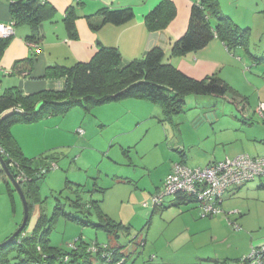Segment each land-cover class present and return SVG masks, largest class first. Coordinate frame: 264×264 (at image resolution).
<instances>
[{
  "label": "rangeland",
  "instance_id": "1",
  "mask_svg": "<svg viewBox=\"0 0 264 264\" xmlns=\"http://www.w3.org/2000/svg\"><path fill=\"white\" fill-rule=\"evenodd\" d=\"M254 26L250 50L255 57L264 59L263 24L254 23ZM250 67L248 77L264 87V62L257 66L250 63ZM243 87L232 88L256 108L258 96L250 88ZM234 106L224 98L190 96L183 114L174 117L172 122L161 123L163 114L159 106H152L155 110L138 109L121 101L98 106L89 113L77 107L64 116L52 117L53 120L46 124H40L45 120L39 122L41 126L36 130H18L25 154L34 160L35 167L43 166L42 162L57 165V169L50 170L42 180L40 178L38 186L32 187L33 194L27 198L31 207L30 220L23 239L34 236L39 219L45 216L51 226L46 238L52 246L83 253V248L88 252L93 246L108 244L114 250L122 248L123 253L114 251L117 263L125 258V264L231 263L248 256L253 248L263 247L264 205L260 200L257 202L259 197L254 193H250L248 200H239L243 206H251L255 213L244 222L243 217L232 215L234 207H224L223 215L204 218L195 202L177 205L174 196L165 198L162 208L152 206L154 184L163 180L172 156L180 159L178 151L181 148L177 149L180 146L176 140L182 134L187 140L193 138L190 120L195 113L217 114L222 121L213 128L227 127L229 134L245 139V133L249 131L243 124L245 120L238 113L236 121L227 117ZM253 125L264 126V123L256 116ZM235 126L240 130L237 131ZM16 127L22 126H13ZM206 131L204 128L203 132ZM216 135L209 141L188 147L185 154L195 160L197 156L201 157L200 164L208 158L213 161ZM260 181L245 185L244 190ZM68 182L84 186L85 191L76 194L77 188ZM23 187L29 191L30 186ZM78 198L80 207L75 206ZM13 199L15 206H12L8 187L0 177V244L20 228L24 219L23 201L17 192ZM97 202L111 222L121 225L113 236L77 221L99 224ZM57 208L60 211L56 213ZM24 233H20V238ZM37 246L39 251L43 250L41 244ZM6 253L9 264H26L21 262L23 258L17 248Z\"/></svg>",
  "mask_w": 264,
  "mask_h": 264
},
{
  "label": "trees",
  "instance_id": "2",
  "mask_svg": "<svg viewBox=\"0 0 264 264\" xmlns=\"http://www.w3.org/2000/svg\"><path fill=\"white\" fill-rule=\"evenodd\" d=\"M74 1L79 5L80 0ZM47 10V3L39 0H22L11 3L10 12L14 29L16 26L30 25L34 32L38 31ZM75 10V7H70L65 18L70 36L73 38H77L75 21L78 16ZM176 12L173 2L164 0L146 16V26L150 31H161L169 26L176 16ZM97 14L102 17V24L116 26L132 21L135 16L131 8H103ZM91 18L92 16L88 17L89 20ZM212 19L216 20L215 25H213ZM90 25L94 30L98 28L93 23ZM215 37L224 42L230 50L242 48L252 56L256 63L264 62V59H259L251 54L250 29L240 28L230 17L225 16L221 11L220 0H198L194 4L188 30L173 45L171 57H184L189 53L200 51L207 47ZM10 40L11 38H0V62L10 44ZM28 40L33 43L35 48H39L40 36L29 37ZM165 58L164 51L156 48L146 56L132 61L126 67H122V55L118 49L100 47L89 62L77 63L68 69L56 67L47 69L44 79L65 80V88L61 91H45L27 96L21 90L11 88L0 94V152L16 179L21 174L26 177L27 181L21 182V185L27 198L33 194L32 187L38 186L40 178L42 180L49 172L40 178L38 177L42 169L36 168L34 160L26 157L23 153L12 134V128L15 125H32L55 116H64L77 107L89 113L98 106L128 99L145 100L158 105L163 114L161 123L172 122L174 117L183 113L186 100L190 96L224 98L236 106L239 105L238 107L243 112L249 108L246 99L241 98L238 93L232 91L221 78L213 75L202 80L193 79L182 73L173 64L165 63ZM23 63L25 65L30 64L32 59L30 58ZM41 103H43V106L37 110ZM260 118L264 119V116ZM49 166L45 169H48ZM0 177L4 179L8 187L12 206H15L13 198L16 190L9 182L1 165ZM69 184L77 188L74 191L76 194L85 191L84 186ZM24 185L30 186L28 192L24 189ZM71 186H68V189L70 188L73 191ZM79 198L75 204L77 207L82 206L79 204ZM176 199L177 205L195 202L192 197L185 195H178ZM96 208L100 220L97 225L84 220L72 219L77 220L84 226L104 230L110 236L116 234L121 225L117 226L111 222L101 210L98 202ZM59 211L60 209L57 208L56 213ZM30 212L31 207L29 206V215ZM48 224L49 220L42 216L32 238H21V242L18 243L20 239V236H18L12 244L0 249V264H9L6 252L13 248H17L21 258H23L21 262L26 264L90 263L94 256L87 252L86 248H83V253H77L72 249L64 251L59 247L52 246L50 240L46 238V234L51 227ZM38 244L42 245L43 250L41 252L38 250ZM121 249L117 248L116 250L121 253ZM66 258H68V261H66ZM229 263L225 261L216 264Z\"/></svg>",
  "mask_w": 264,
  "mask_h": 264
},
{
  "label": "crops",
  "instance_id": "3",
  "mask_svg": "<svg viewBox=\"0 0 264 264\" xmlns=\"http://www.w3.org/2000/svg\"><path fill=\"white\" fill-rule=\"evenodd\" d=\"M18 1L22 0H0V25H12L10 4ZM39 1L46 2L48 10L44 13L38 31L34 32L30 25L16 26L15 35L11 37L10 44L3 54L0 62V94L11 88H17L27 96L45 91H61L65 88V80L44 79L47 69L54 67L68 69L77 63L89 62L100 47L118 49L122 55V67L128 66L132 61L159 48L166 55L165 63L173 64L182 73L193 79L202 80L215 75L224 80L232 91L238 93V90L232 87L242 85L243 88H250L253 94L258 97L256 108L249 101V108L246 111L243 112L239 107L234 106V109L230 108L229 116H227L230 120L236 121L240 115L241 119L245 120L243 124L248 127L249 131L245 133L244 140L229 134L230 130L227 127H220L218 130L217 127L213 128L212 126L219 125L222 121L217 114L195 113L190 120V125L194 130L193 138L187 140L185 134H182L176 140L177 146H180L177 149L181 148L178 151L180 159L177 160L176 156L171 157V164L169 163L163 180L161 183L154 184L153 194L162 188L165 179L172 172L174 163L181 162L188 167L190 165L194 168H204L224 156L233 158L234 156L231 157V154L246 153L264 156V126L255 127L253 125L256 116L261 119L256 112L259 103H264V87L263 84L256 85L257 82L251 81L247 75L249 73L247 69L252 68L250 63L256 66L263 63L254 62L252 56L242 48L230 50L217 37L200 51L189 53L184 57H171L173 45L188 30L191 10L198 0H171L177 11L176 16L169 26L161 31H150L146 26L145 18L164 0H80L79 5L74 0ZM70 7L76 8L75 12L78 16L75 21L77 38L70 36L65 22L66 13ZM220 7L222 13L230 17L240 28L250 29L251 35L256 30L254 23H262V39H264V0H220ZM103 8H131L135 16L132 21L120 26L102 24V17L97 13ZM90 16H92L91 20L88 19ZM212 22L213 25L216 24L215 19H212ZM91 23L97 25L98 28L92 29ZM33 36L41 37L39 48H35L33 43L28 40ZM30 58L32 63L25 65L23 62ZM19 63L21 64L17 66ZM123 102L129 107L138 109L155 110L154 108H156L152 107L156 104L145 100L128 99ZM49 120L51 122L53 118L40 124H46ZM262 120L264 123V119ZM40 124L19 125L22 127L12 128V134L24 154L27 152L24 143L17 135L20 132L18 130L23 131L24 128L26 131H31L34 128L36 130L38 126H41ZM204 128H207L205 133L203 132ZM235 129L240 130L236 126ZM214 135L216 138L213 161L208 158V161L200 164L201 157L197 156V160H195L185 154L188 147H195L197 143L202 144L209 141ZM25 156L28 157L26 154ZM42 163L43 166L39 164L36 168L42 169L50 165L49 162ZM244 186L230 187L222 204V209L234 207L232 215L237 214L239 218L243 217L242 222L251 218L255 213L251 206H243V202H239V200H248L250 193H254L255 197H259L257 202L260 200V203L264 205V181L261 180L259 184L249 187L246 191ZM171 202L175 203L173 200Z\"/></svg>",
  "mask_w": 264,
  "mask_h": 264
},
{
  "label": "built area",
  "instance_id": "4",
  "mask_svg": "<svg viewBox=\"0 0 264 264\" xmlns=\"http://www.w3.org/2000/svg\"><path fill=\"white\" fill-rule=\"evenodd\" d=\"M14 35L13 24L0 25V38H11ZM257 112L260 117L264 116V103L259 105ZM55 169L57 165L52 163L48 169H42L38 177ZM257 180H264V156L256 158L240 154L234 158L226 157L222 161L213 162L204 168H191L178 162L173 164L172 172L165 179L161 190L152 197V206L154 209L162 208L165 198L185 195L195 200L204 218L215 217L224 213L222 204L230 187L244 186ZM17 181L21 183L27 179L21 174ZM24 237L25 234L21 238ZM21 238L18 243L21 242ZM115 250L108 244L93 246L88 252L94 257L86 264H125L126 258L118 263L114 259ZM229 264H264V246L253 248L248 256Z\"/></svg>",
  "mask_w": 264,
  "mask_h": 264
},
{
  "label": "water",
  "instance_id": "5",
  "mask_svg": "<svg viewBox=\"0 0 264 264\" xmlns=\"http://www.w3.org/2000/svg\"><path fill=\"white\" fill-rule=\"evenodd\" d=\"M42 106H43V103H41L38 106L37 110H39ZM0 165H1L4 173L7 175L9 182L13 185L14 189L16 190L18 195L21 197V199L23 201V205H24V219H23L22 225L9 239H7V241L0 244V249H2L4 247L12 244L18 238L20 233H22V231L26 228L30 215H29L28 200H27L26 194L22 188V185L20 182L17 181V179L11 173V171H10L9 167L7 166L1 152H0Z\"/></svg>",
  "mask_w": 264,
  "mask_h": 264
}]
</instances>
